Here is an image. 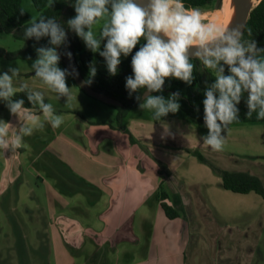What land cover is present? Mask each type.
<instances>
[{
	"label": "crops",
	"instance_id": "obj_1",
	"mask_svg": "<svg viewBox=\"0 0 264 264\" xmlns=\"http://www.w3.org/2000/svg\"><path fill=\"white\" fill-rule=\"evenodd\" d=\"M68 87L74 97L90 102L84 99L83 96L89 95L81 88L74 85ZM75 87L81 91H75ZM31 112L40 115L43 121L42 113ZM142 113H128L126 118V127L134 142L130 141L128 134L115 127L116 117L115 121L108 122L102 118L87 119L83 116L82 130L66 124L64 136H56L50 141L44 139V127L38 128L33 132L36 139L32 144L26 142L28 136H25L19 149L0 150V202H4L5 207H16L22 198L20 193L27 189L24 188L27 183L25 174L29 172L42 181V186H47L50 203L57 200L56 197L71 199L78 191L83 194L94 192L96 197L90 199L91 205L100 200L107 204V211L102 214L106 228L96 241L102 244L113 238H132L136 241L138 237L133 232L135 217L144 207L146 197L151 193L157 199L159 188L163 187L168 195L167 202L179 210V216L169 221L161 211H157L158 207L153 206L155 216L148 228V250L154 256L150 264H252L256 247L248 246L247 241L232 229L221 231L220 220L227 218L219 209L244 197L252 198L256 205H264V198L255 192L239 194L226 190L221 177L192 154L199 151L222 169L247 172L258 176L264 183V172H259L262 168L264 170V163L258 161L264 159V154L258 152L248 156L246 149L240 148L237 156L232 155L235 145L234 141H230L229 134H252V125L240 123L228 126L230 133L222 131V135L226 136L224 149L217 152L203 144V137L208 134L205 125L186 118L180 111L170 113L160 121L143 118L140 116ZM3 122L10 125L4 126L11 140L25 122L24 113L20 117L13 115L6 102L0 100V124ZM139 142L148 145L154 156L152 160L147 158L148 154ZM28 145L36 149L30 160ZM49 149L52 151L48 153ZM247 157L257 170L243 168ZM153 160L162 161L167 166V173L162 174ZM159 205L161 207L160 201ZM37 207L43 208L39 203ZM161 210L164 211L162 207ZM54 218L49 223L54 236L82 243L80 226L77 229L75 223L67 220L62 221L64 224L61 222V230H58L52 223ZM45 220L43 215L40 225H45ZM39 229L45 233L46 225L39 228L38 224L37 235H40ZM16 236L17 239H25L23 233ZM12 238L8 235V240ZM13 249L10 243L8 252Z\"/></svg>",
	"mask_w": 264,
	"mask_h": 264
},
{
	"label": "clouds",
	"instance_id": "obj_2",
	"mask_svg": "<svg viewBox=\"0 0 264 264\" xmlns=\"http://www.w3.org/2000/svg\"><path fill=\"white\" fill-rule=\"evenodd\" d=\"M73 7L76 15L68 19V28L84 41L91 52H98L104 58L112 76L118 72L121 57L132 53L141 39L146 41L132 56L133 75L126 77L125 87L130 96L141 89L147 90L139 107L152 112L154 120L159 121L180 110L178 92L171 93L167 99L151 93L162 92L168 78L191 85L195 69L193 57L205 69L215 73L214 82L204 92V123L208 134L203 137V144L213 151H223L226 136L222 131L239 120L237 105L245 93L248 119L255 113L257 120H264V48H258L254 39H243L241 26L224 29L215 23H205L203 13L198 8H185L182 0H75ZM101 20L104 23L97 37L93 26ZM247 31L252 36L251 29ZM24 36L37 41L42 37L50 38L51 46L36 49L37 59L32 69L35 77L56 93L58 99L66 97L67 101L70 100L71 88L66 83L70 73L58 66L60 55L57 48L67 40L64 27L55 18H32L29 26L25 27ZM104 39L107 42L101 51ZM224 65H227L229 75H225ZM9 72L0 74V100L6 102L13 115L20 117L24 113L25 122L11 140L4 126L9 124H0V150L3 151L19 149L23 137L43 128L45 121L54 129L64 122L63 116L56 114L50 103H45L42 92L33 91L24 83L17 91L14 78L20 76L18 67L9 68ZM89 73L90 77L95 76L94 64L90 65ZM91 82L89 79L84 83ZM20 92L27 94L32 107H39L43 121L40 115L31 112V108L24 107L23 99H13ZM136 99L140 101L141 97L136 96Z\"/></svg>",
	"mask_w": 264,
	"mask_h": 264
},
{
	"label": "rangeland",
	"instance_id": "obj_3",
	"mask_svg": "<svg viewBox=\"0 0 264 264\" xmlns=\"http://www.w3.org/2000/svg\"><path fill=\"white\" fill-rule=\"evenodd\" d=\"M258 1L260 0H254L255 5ZM221 2L222 0H214L211 4L199 8L203 13L202 20L205 23H209V17L220 7ZM22 4L25 10L32 15L33 19H37L39 13L35 9L32 1L22 0ZM103 23L104 21L101 20L98 24L93 26V31L97 37H99L100 28ZM25 47L26 43L23 40L15 38L12 34L0 32V50H4L5 53H18L23 51ZM39 47L41 46L36 43L31 45L33 58L15 59L0 54V74L9 72V68L18 67L20 76L19 78H14V83L18 91L19 85L24 83L33 91L42 92L45 96V103H50L56 114L63 116L64 122L59 128L54 129L51 124L46 121L44 122V129L46 132L44 131L43 136L45 140L49 139L53 141V138L56 136L63 137L66 124L70 127L76 129L78 127V130H82V123L85 117L87 119L102 118L101 120L108 122L115 121V117H117L118 114V110L115 106L106 104L89 96H83L85 97L84 99L90 101L85 103L74 97L72 92L70 100L67 101L66 97H60L58 99L56 93L52 92L47 85L43 84L39 78L35 77L32 64L37 59L36 49ZM103 47L104 42L102 40L101 51ZM127 57L122 56L121 61L125 60ZM58 66L61 69H65L61 62H59ZM229 74V71H225V75ZM9 75H11L10 72ZM74 89H76L75 91H81L78 87ZM140 111L143 112L140 116L155 121L152 112L148 110L143 111L136 107L130 109L128 113L131 115H138ZM35 112L40 113L39 108L35 110ZM76 120L79 122H76ZM250 124L253 127L252 134L248 133L245 135L243 133L238 135L237 133H230L231 131L229 128L225 130L226 132L230 131V141H234L235 153H232L233 150H231L232 155L240 153V148L246 149L248 156L251 155V153L258 154V152L264 154V122ZM260 127L263 130L260 129ZM40 132L41 130H39L38 136H40ZM35 139L36 133H33L31 136L27 137L26 142L32 144L31 142L35 141ZM139 144L142 150L148 154L147 158L149 157L152 160L154 156L151 154L148 145L143 142H139ZM53 146H55V143H53ZM28 147V157L30 160L33 157V153L36 152V149L33 148V145L32 147L28 145ZM51 151L52 149H49L47 152L49 153ZM141 160L146 164L144 159ZM153 161L159 166L162 174L167 173V166L163 164L162 161ZM246 161L245 164L241 162L243 168H248L250 170L258 169L254 163L249 161L248 157ZM258 161L259 163H264V159ZM33 166L34 168L36 167L35 165ZM262 169L259 172H264ZM40 178L42 179V177ZM25 179L27 183H25L24 188L27 187V189L20 193L22 198L17 202V205L15 203L16 207L9 205L5 207V203L0 202V264H150L154 256L150 255L148 250V228L155 216L153 206L155 205L158 207L157 211H161L164 217L169 221L176 219L168 218L164 211L161 210L158 198L161 188H159L157 195L158 200L154 199L155 197L150 193L149 196L146 197L144 207L135 217L133 232L136 237H138L136 241L132 238L121 240H115V238H113V240L104 241L102 244L96 241V239H100V233L106 228L102 219V214L107 211V204L102 203L103 201L100 200V202L95 205H91L90 199L96 197L94 192L83 194L77 191L71 199L66 198L62 200L56 197L57 200L50 203L47 199V186H42V181H40L38 177L27 172L25 174ZM162 190L165 191L163 187ZM51 194L53 196L54 193L51 192ZM240 199L241 200H236V203L231 201L226 207L219 209L220 212L222 211L223 216L227 218L225 219L226 221H223V219L220 220L222 223L221 231L225 232L232 229L237 232L238 235L247 241L248 246L253 245L256 247L252 264H264V205H256L255 201H251L253 199L250 197ZM165 202L169 205L167 200H165ZM38 203L41 204L43 208L37 207ZM173 208L179 212L177 208ZM43 215L46 216V232L44 233V230L40 231L39 229L40 235H37L36 229H38V224L39 228H45L43 223L41 225L39 223ZM54 216L55 218L52 223L58 230H61L62 221L67 220L75 223L77 229L78 226H80L82 243L79 241H67L64 236L60 240L57 236H54L52 233L54 230L51 225H49L51 222L50 220H52ZM60 223L61 226L59 225ZM17 233H23L25 239H17ZM8 235L14 238L8 240ZM245 236H247V238ZM10 243L14 249L8 252Z\"/></svg>",
	"mask_w": 264,
	"mask_h": 264
},
{
	"label": "trees",
	"instance_id": "obj_4",
	"mask_svg": "<svg viewBox=\"0 0 264 264\" xmlns=\"http://www.w3.org/2000/svg\"><path fill=\"white\" fill-rule=\"evenodd\" d=\"M35 9L39 13L37 19L41 16L45 18H55L62 27H64L67 33V40L65 44L57 48L60 55V62L63 64V54L64 48L72 50L76 56V66L80 74L85 80L91 79L89 84L92 89L104 93L122 103V106L116 107L118 114L116 117V128L128 134L130 141L134 142V138L131 132L126 127V118L128 112L132 108L139 107V104L143 101L142 96L147 91L146 89H141L136 93L129 95L128 90L125 87L126 77L133 75L131 67L132 56L135 52L146 43L145 40L141 39L140 43L133 49L129 56L122 60L118 66V72L115 76L109 74L106 66V62L99 53L91 52L85 45L84 41L79 38L74 31L70 30L67 26V21L73 18L76 13L73 7L75 0H31ZM214 0H182L185 8H203L211 4ZM52 6L50 7V5ZM222 4V2H221ZM221 7V5H220ZM219 7V8H220ZM218 8V9H219ZM23 10V14H21ZM32 15L25 10L22 4V0H0V32L12 34L15 38L23 40L26 43V47L23 51L18 53H5L4 50H0V54L7 55L9 58H33V53L31 50V45L33 43L39 46H51L49 45V37H42L39 41L35 38L26 39L24 36L25 27L29 26L32 20ZM248 29H251L252 36L248 35ZM243 39L250 40L254 39L257 42L258 48H264V0H260L258 4L253 8L250 13V17L246 23L244 30ZM104 45L106 44V39L103 40ZM192 62L195 65L194 69V80L191 85L184 83L183 81L175 78H168L165 81L162 92L151 93L162 95L168 98L171 93H179V103L180 113L186 118L192 119L199 123H204V106L203 100L205 99V89L208 85L214 82L215 73L211 70L205 69L203 64L192 58ZM96 68V74L94 77H90L89 69L90 65ZM225 71H228L227 65H224ZM66 83L68 86H77L75 80L71 75L66 78ZM136 96H140V101H137ZM14 100L23 99L25 101L24 107L31 108L30 110L35 111L39 107H32L31 103L27 100V94L24 92L17 93ZM247 93L241 99V102L237 105L239 108L238 121H234L229 126H233L240 123H262L264 120H257L256 114L253 113L251 119H248L246 113L248 108L246 105ZM200 162L208 165L216 174H218L222 179V185L226 190L234 193L247 194L250 192H255L264 198V183L263 181L250 173L247 172H232L222 169L208 160L199 151H194L192 153ZM264 158V157H263ZM159 201L161 202V207L164 210L168 218L174 219L179 216L177 210L168 205L165 200L168 195L160 187Z\"/></svg>",
	"mask_w": 264,
	"mask_h": 264
},
{
	"label": "water",
	"instance_id": "obj_5",
	"mask_svg": "<svg viewBox=\"0 0 264 264\" xmlns=\"http://www.w3.org/2000/svg\"><path fill=\"white\" fill-rule=\"evenodd\" d=\"M234 3L237 7V20L233 27L239 25L242 27L244 31L246 27V23L250 17V13L255 6L252 8L245 7L243 0H234ZM62 60H63V65L65 69H67L68 72L70 73L69 75L73 77L77 86L81 88L87 95H89L90 97L96 98L106 104L115 106V107L122 106V103L119 100H116L104 93L98 92L92 89V87L89 84L84 83L86 80L84 79V77L80 74V72L77 69V66L75 63L76 56H75L74 51L64 48V54H63ZM145 94L146 92L142 96L143 99L145 98Z\"/></svg>",
	"mask_w": 264,
	"mask_h": 264
},
{
	"label": "bare ground",
	"instance_id": "obj_6",
	"mask_svg": "<svg viewBox=\"0 0 264 264\" xmlns=\"http://www.w3.org/2000/svg\"><path fill=\"white\" fill-rule=\"evenodd\" d=\"M243 3L244 6L248 8H252L258 4L257 3L255 5L254 0H243ZM236 20H237V7L234 3V0H222L221 7L216 11H214L209 17V23H215L218 27L224 29L233 27L234 24L236 23Z\"/></svg>",
	"mask_w": 264,
	"mask_h": 264
}]
</instances>
